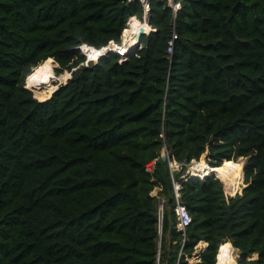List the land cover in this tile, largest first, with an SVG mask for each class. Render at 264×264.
Listing matches in <instances>:
<instances>
[{"label":"trees","instance_id":"1","mask_svg":"<svg viewBox=\"0 0 264 264\" xmlns=\"http://www.w3.org/2000/svg\"><path fill=\"white\" fill-rule=\"evenodd\" d=\"M180 1L173 20L150 0L126 60L85 66L139 2L0 0V264H217L227 243L264 264V0ZM48 59L71 78L40 102L24 82Z\"/></svg>","mask_w":264,"mask_h":264},{"label":"bare ground","instance_id":"2","mask_svg":"<svg viewBox=\"0 0 264 264\" xmlns=\"http://www.w3.org/2000/svg\"><path fill=\"white\" fill-rule=\"evenodd\" d=\"M130 27L124 33V39H128V35L134 32L135 28L139 23L136 20L130 22ZM146 31V26H142ZM137 41L131 42L128 47H126V53H130L136 47ZM82 53L90 60L96 61L101 56V50L94 49L87 45L82 46ZM127 59V58H126ZM54 61L48 59L40 64V66L33 72L27 83V88L34 93V98L38 101H44L51 97L52 93L56 90L54 84H64L67 79H69V73H64L59 77H56L53 73ZM206 170L207 173L217 172V175L232 187L238 179V176L233 172L230 165L223 163V165L217 169H208L205 164L200 163L198 165V172ZM236 252V251H235ZM217 264H237L235 261V255L232 246L227 243L222 246V254L219 257Z\"/></svg>","mask_w":264,"mask_h":264},{"label":"built area","instance_id":"3","mask_svg":"<svg viewBox=\"0 0 264 264\" xmlns=\"http://www.w3.org/2000/svg\"><path fill=\"white\" fill-rule=\"evenodd\" d=\"M139 2L142 6V10H143V15L141 17V19L137 18V17H128L126 24H125V29L123 30L121 36H120V42L116 43L114 41H110L106 46L100 48L99 50H101V58L108 55L109 52H113L115 53V56H117L119 58V63H121L122 61L126 60V58L128 57L127 53H126V47L129 46V44L131 42L137 41L138 43V39H137V35L140 33V31L143 29L142 26H146L147 30L145 31L143 29V32L146 35H149L150 33L155 32L156 30L153 29L149 23H148V16H149V12H150V0H127V3H132V2ZM165 7L170 11L172 19L174 20L178 14V12L181 10V1L180 0H161ZM136 20L139 25L136 26L134 32H131L128 36V39H124V33L127 31V29L130 27V22ZM177 39V35L175 33L174 28H172V33H171V38L169 39V41L167 42V54L169 56H171L172 52H173V46H174V42ZM82 46L81 45L79 47V51L81 52V54L85 57L84 63L83 65L87 66L90 62H94V61H90L83 53H82ZM135 49H133L134 52ZM130 52V53H131ZM98 60V59H97ZM69 77H70V73H69ZM163 156H165V151L163 152ZM180 165L176 164L175 162L170 163L169 167L172 171L174 170H178ZM189 177L193 176L192 173L189 171ZM193 177H198L199 179L204 178V177H200V176H193ZM184 181H186V178H184ZM179 190V186L176 185L175 186V197L177 199V206H176V215L178 218V226L177 228L181 231H185L186 227L190 225L191 223V217L189 215V213L187 212L186 208L178 202V197L179 194L177 193V191ZM162 203L163 201H160V216H159V221L161 222V210H162ZM196 257V258H195ZM195 260H198V257L195 256Z\"/></svg>","mask_w":264,"mask_h":264},{"label":"rangeland","instance_id":"4","mask_svg":"<svg viewBox=\"0 0 264 264\" xmlns=\"http://www.w3.org/2000/svg\"><path fill=\"white\" fill-rule=\"evenodd\" d=\"M58 68V64H56L55 62H54V68L52 69L53 70V73H54V75L56 76V77H59V76H61V75H56V73H55V69H57ZM33 72H34V68L32 69V72H31V74L29 75V77H27V79H28V81H29V78H30V76L33 74ZM64 73H69V72H64ZM63 73V74H64ZM28 81H27V83H28ZM67 81V80H66ZM65 81V82H66ZM67 83V82H66ZM24 84H25V88L26 89H28L27 88V85H26V79H25V82H24ZM54 86H56V89L57 88H59L60 86H61V84H59V83H55L54 84ZM29 90V89H28ZM32 94H33V97H34V93L31 91V90H29ZM45 101V100H44ZM203 161H204V159H202ZM205 162V161H204ZM235 162H238V164L239 165H242V168H243V165H244V163H245V159H243V158H239L237 161H235ZM226 164V163H225ZM192 167H193V164L189 167V169L187 170V172H189L191 169H192ZM231 168H232V170H233V172H235L234 171V169H233V167L231 166ZM197 170H198V167H197ZM202 173L204 172V174L205 173H207L206 172V170H204V171H201ZM236 173V172H235ZM238 176L240 175L239 173H236ZM214 176H215V178H217V179H221L218 175H217V172H216V175L215 174H213ZM202 179V178H201ZM222 180V179H221ZM220 180V181H221ZM222 182V184H223V188H224V192H225V195L226 196H234V195H236V194H238V193H236L235 194V192L239 189V185H240V179H238V181H236L235 183H234V185L232 186V187H229L228 186V184L227 183H225L224 182V180H222L221 181ZM240 191H239V193L241 192V190L244 188V182H243V177H242V183H241V185H240ZM236 250L235 249H233V252H234V255H235V261L237 260V256H238V253H237V251L235 252ZM196 255H194L193 256V258H192V260L194 259L195 260V257ZM195 257V258H194Z\"/></svg>","mask_w":264,"mask_h":264},{"label":"water","instance_id":"5","mask_svg":"<svg viewBox=\"0 0 264 264\" xmlns=\"http://www.w3.org/2000/svg\"><path fill=\"white\" fill-rule=\"evenodd\" d=\"M145 36V34H144V32H143V29L140 31V33L137 35V39H138V43H137V45H136V47L134 48L135 50L139 47V45H140V43H141V41H142V39H143V37ZM95 49V48H94ZM132 53V52H131ZM131 53H128V55L127 56H129ZM109 54H111V55H115V53H113V52H109ZM101 58V57H100ZM99 58V59H100ZM98 60H96V61H94V62H97ZM71 78V74H70V77H69V79ZM69 79H67V81L69 80ZM66 81V82H67ZM66 82L64 83V84H66ZM64 84H62V85H64ZM58 90V88L54 91V92H56ZM54 92L52 93V95L54 94ZM51 95V96H52ZM36 99V98H35ZM49 99V98H48ZM47 99V100H48ZM40 102H43V101H40ZM213 174V173H212ZM240 258V256H237V260ZM237 260H236V263H237Z\"/></svg>","mask_w":264,"mask_h":264},{"label":"crops","instance_id":"6","mask_svg":"<svg viewBox=\"0 0 264 264\" xmlns=\"http://www.w3.org/2000/svg\"><path fill=\"white\" fill-rule=\"evenodd\" d=\"M205 247H206V244L203 243V242H201V243H199V245L197 246V249H198V251H199V250L204 249Z\"/></svg>","mask_w":264,"mask_h":264}]
</instances>
